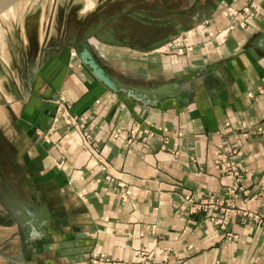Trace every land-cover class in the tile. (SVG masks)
Returning a JSON list of instances; mask_svg holds the SVG:
<instances>
[{"label":"crops","instance_id":"crops-1","mask_svg":"<svg viewBox=\"0 0 264 264\" xmlns=\"http://www.w3.org/2000/svg\"><path fill=\"white\" fill-rule=\"evenodd\" d=\"M91 1L74 28L60 0L0 14V264H264V0Z\"/></svg>","mask_w":264,"mask_h":264},{"label":"built area","instance_id":"built-area-1","mask_svg":"<svg viewBox=\"0 0 264 264\" xmlns=\"http://www.w3.org/2000/svg\"><path fill=\"white\" fill-rule=\"evenodd\" d=\"M236 14V13H235ZM252 14V13H251ZM187 37L181 36L180 39L172 40L169 45L173 47H182L186 42ZM249 95V94H248ZM57 102V114L62 118V120L65 122L67 126H73L81 131V136L83 143L88 148H94L93 146V140L92 135L88 131L87 127L84 124V121L81 117H76L70 113V106L67 104L66 100L63 98H60ZM243 136H246V133L242 134ZM237 147H231L229 154L232 155L236 153ZM230 155V157H232ZM227 155H223L222 157L217 158V162L221 165L222 168H224L229 174L234 175L235 177H239L238 171L236 170L233 162L231 160H227ZM229 157V159H230ZM230 192H234V189H231ZM200 209L203 207L205 209L212 208V209H218L219 214L215 217V224L217 226V229L223 232L224 237L227 240H233L236 237V234L232 233L231 231L227 230V222H228V211H230L234 207V203L232 202H226V205H223L220 201V198L210 196L205 201H201L199 204H196ZM93 264H110L109 261L104 262H98L94 261Z\"/></svg>","mask_w":264,"mask_h":264},{"label":"water","instance_id":"water-1","mask_svg":"<svg viewBox=\"0 0 264 264\" xmlns=\"http://www.w3.org/2000/svg\"><path fill=\"white\" fill-rule=\"evenodd\" d=\"M19 1L21 0H0V14L11 8ZM75 55L85 66H87L91 70L96 79L99 80L111 92L117 94L119 93V91H121V89L118 87L117 82L110 76L109 72L101 63L100 59L92 51L88 43L87 35H85L78 44L75 50ZM128 92L130 93L131 90ZM31 213L32 212H30V214Z\"/></svg>","mask_w":264,"mask_h":264},{"label":"rangeland","instance_id":"rangeland-1","mask_svg":"<svg viewBox=\"0 0 264 264\" xmlns=\"http://www.w3.org/2000/svg\"><path fill=\"white\" fill-rule=\"evenodd\" d=\"M34 1H36V0H22V1H20V2H17V4H15L14 5V7L17 9V10H19V8L20 7H26L27 5H29L31 2H34ZM42 1H50V0H42ZM71 1V3L69 4V3H67L68 2V0H60V3L62 4L63 3V6L65 7V9L66 8H68V9H72L71 10V12H69V13H66L65 14V16H63L62 14L61 15H59L58 14V12H56V15H55V17H54V20H53V22L55 23V24H60V22H62V23H64L65 24V27H73L74 28V26L76 25V24H78V20L76 19V15L74 14V9L72 8V7H78V6H80V5H82V3L80 4V2H82V0H70ZM96 1V0H95ZM99 1H105V0H99ZM131 1V3H132V1L134 2V1H140V0H130ZM79 2V3H78ZM92 1L91 0H88V6L89 7H91L92 6ZM142 3V2H141ZM139 4V5H141L142 6V4ZM144 3V5L146 4V2H143ZM101 4V3H100ZM103 4H105V2L103 3ZM95 5H96V7L98 6V0H97V3L95 2ZM110 5H117L115 2H111L110 3ZM137 5V4H136ZM138 5V6H139ZM162 5V4H161ZM13 7V9H15ZM12 8H10L8 11H12L13 10ZM14 11V10H13ZM114 11V10H113ZM66 12V11H65ZM8 13V12H7ZM64 17V18H63ZM63 18V19H62ZM144 18V17H143ZM160 17H157V20L159 19ZM161 19V18H160ZM61 20V21H60ZM60 21V22H59ZM179 35H175V36H173L172 37V40H177V39H180V37H178ZM84 38V37H83ZM29 39H31L30 37H29ZM177 48H179V47H177ZM1 164H5L4 163V160L3 159H1L0 158V165ZM6 177L8 178L9 177V175H6ZM2 178H4V176H2ZM21 180V177H20V175H17V174H11V176H10V181H12V182H16V181H20ZM7 181V180H6ZM8 181H9V178H8ZM20 192V191H19Z\"/></svg>","mask_w":264,"mask_h":264},{"label":"bare ground","instance_id":"bare-ground-1","mask_svg":"<svg viewBox=\"0 0 264 264\" xmlns=\"http://www.w3.org/2000/svg\"><path fill=\"white\" fill-rule=\"evenodd\" d=\"M9 9H10V8H9ZM9 9H8V10H9Z\"/></svg>","mask_w":264,"mask_h":264}]
</instances>
